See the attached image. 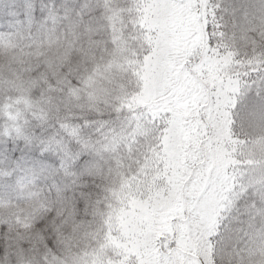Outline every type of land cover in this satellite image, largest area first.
Instances as JSON below:
<instances>
[{"label":"snow or ice","instance_id":"6c2138e0","mask_svg":"<svg viewBox=\"0 0 264 264\" xmlns=\"http://www.w3.org/2000/svg\"><path fill=\"white\" fill-rule=\"evenodd\" d=\"M11 8L0 264H264V0L243 48L211 0Z\"/></svg>","mask_w":264,"mask_h":264},{"label":"trees","instance_id":"16d2710c","mask_svg":"<svg viewBox=\"0 0 264 264\" xmlns=\"http://www.w3.org/2000/svg\"><path fill=\"white\" fill-rule=\"evenodd\" d=\"M221 5L218 9L220 14H223L222 24L227 32L235 34L236 39L243 33V30L249 27V22L252 24H258V8L260 7L261 0H217ZM12 0H0V29L7 27V22L13 18L9 15L12 11ZM247 14V18H246ZM240 41V38L237 39ZM237 46L243 48V45L239 43ZM225 42L232 43V36L227 34ZM242 42V41H241ZM237 43V42H236ZM11 160L12 158L9 157ZM15 163V161H12ZM3 195V191L0 190V196Z\"/></svg>","mask_w":264,"mask_h":264},{"label":"rangeland","instance_id":"374dc122","mask_svg":"<svg viewBox=\"0 0 264 264\" xmlns=\"http://www.w3.org/2000/svg\"><path fill=\"white\" fill-rule=\"evenodd\" d=\"M211 2H212V4H217V3H219V2H217V0H211ZM221 17H223V14H220L219 10H217V20H218V22L222 25L220 31H224V32L226 33V39H227V34H228V33H229L230 36H233V35H231V34H232V31H231V32H227V29L225 30L224 25L222 24V19H221ZM241 35H242V34H241ZM241 35H240V36H241ZM240 36H239L237 39H239ZM235 37H236V36H235ZM237 39H236V42H237V44H238V41H239V40H237ZM239 43H241V44L243 45V42H241V40L239 41Z\"/></svg>","mask_w":264,"mask_h":264}]
</instances>
